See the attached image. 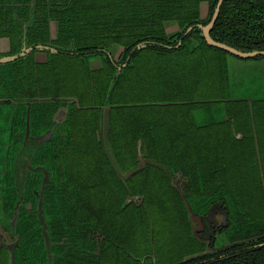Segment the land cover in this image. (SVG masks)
I'll return each instance as SVG.
<instances>
[{
	"label": "trees",
	"instance_id": "1",
	"mask_svg": "<svg viewBox=\"0 0 264 264\" xmlns=\"http://www.w3.org/2000/svg\"><path fill=\"white\" fill-rule=\"evenodd\" d=\"M156 1L161 2L137 0V10L148 13L153 11L157 15L153 22L150 18L147 22L106 25L95 22L89 27L91 32L136 33L122 39L117 38L118 35L108 39H90L93 43L110 44L119 41L129 44L130 48H135L136 58L133 57L132 62L120 69L109 65L102 73V70L92 68L88 60L83 66L84 78L88 77L89 84V99L85 103L90 104L83 109L87 119L83 129L88 134L94 132L83 142L92 145L86 151V158L81 161L86 166L81 198L85 214L98 221L113 237L122 238L120 240L123 243H128L131 235L136 236V254L149 256L145 262L130 256L133 264H264V174L259 161L264 163V98L251 100L231 97L226 50L207 43L201 35L198 38L193 34V37L198 38L195 43L193 37H181L180 32L167 34L163 19L172 16L178 18L179 15L182 25L188 23L191 18L198 17L200 0H166L177 3L185 1V6L167 8L165 13L158 12ZM189 9L192 14H188ZM215 28L219 31L215 35L217 40L243 50L264 49V0H225ZM179 38H183L185 43L176 46ZM182 54H185V63L180 61ZM175 62L178 67L174 66ZM134 72H139V75L146 73L150 86L147 83L146 87L138 89L135 82L127 90H123V84L131 83V79L134 81ZM78 76H82L81 71ZM204 79L210 80L202 88ZM165 81L174 89L173 97L168 96L165 100H145L153 98L139 97L143 90L148 92L153 88L157 89ZM96 82H99L98 86H94ZM209 88L214 90L215 95L206 96L205 92ZM176 90L183 95L177 97ZM137 91H140L138 97ZM120 95L130 96L131 99H119ZM95 96L101 99H96ZM223 98L225 99L222 100ZM153 104H172L170 108L177 110H173L172 114L177 124L171 128L163 125L162 116L159 115L161 110L146 112L149 114L147 117L140 113L139 108ZM191 104L192 107L185 111ZM107 105L110 106V146L121 169L131 171L139 165L135 144L141 135L145 138L144 149L147 155L158 162V165L146 162L143 168L126 180L121 178L110 155L105 151L104 137L99 139L97 135L98 129L104 132V110ZM200 109L202 121L201 117L198 118L201 114L197 115ZM232 117L235 118L236 132L244 134L242 138L234 133ZM217 129L223 132L224 148L219 146L221 137L219 136L218 144V138L213 133ZM96 157L98 160H95ZM168 162L182 166L186 172L201 171L208 178L206 189L211 183L221 181L222 185L232 184L247 212V219L242 217L241 220L249 222V232L229 228L227 236L232 241L247 238L252 240L184 260L186 255L206 248V244L194 236L189 218V208L194 212H203L204 208L188 193L186 195L189 197L186 198L190 207L187 199L180 196L169 179V172L176 168ZM262 171L264 173L263 166ZM135 192L145 193L146 197L141 203L130 201L126 204L127 198ZM238 217L239 214L234 218L237 222L232 225L239 223ZM151 229L152 233H148ZM142 230H146V234ZM174 230L180 233V237L175 236L178 232ZM181 247L183 250L176 253ZM71 256L84 263L68 264H97L94 259ZM152 256L156 257V262ZM65 259L68 260L67 257H60L62 261ZM119 264L128 263L120 260Z\"/></svg>",
	"mask_w": 264,
	"mask_h": 264
},
{
	"label": "flooded vegetation",
	"instance_id": "2",
	"mask_svg": "<svg viewBox=\"0 0 264 264\" xmlns=\"http://www.w3.org/2000/svg\"><path fill=\"white\" fill-rule=\"evenodd\" d=\"M219 1L200 0L198 17L184 25L179 15L163 19L167 34L203 36L211 44L205 28L213 20ZM224 1L210 29L215 40ZM156 4L158 12L165 13L167 8L184 7L185 1L161 0ZM143 12L137 10V0H0V236L4 241L0 245V264L84 263L71 255L94 259L97 264H106L107 258L112 260L111 264H119L120 260L133 264L130 256L142 262L148 258L149 254H136V236L131 235L128 243L113 237L98 221L88 218L81 202L82 182L86 178L83 175L86 166L81 161L92 148L83 142L94 134L83 129L87 122L83 109L90 105L85 103L89 99V84L83 66L88 60L101 73L109 65L120 69L132 62L136 51L119 41L110 44L90 41L117 35L122 39L136 33L91 32L88 25L157 19L153 11ZM188 12L192 14L190 9ZM256 36L260 38L258 33ZM193 38L196 43L198 38ZM183 40L179 38L175 45H182ZM234 47L257 50L258 54L251 58H264L263 48ZM222 49L226 50L229 69V55L237 54ZM180 61L185 63V54ZM98 85L99 82L94 84ZM231 119L234 133L242 138L243 132L235 130V118ZM103 133L102 129L97 130L99 139ZM143 138L141 135L137 139L136 155L158 165L147 155ZM104 148L108 152L105 144ZM259 161L264 174V163ZM168 164L176 168L169 172V179L180 196L184 199L190 196L204 208L203 212L193 211L205 223V228L199 231L203 233L199 234L202 239L210 238L214 244L217 232L229 228L249 232V222L241 220L247 219V212L232 184L222 185L221 181L206 189L208 178L201 171L190 173L182 166ZM145 197V193L135 192L131 202L141 203ZM237 214L240 221L232 225L237 222L234 220ZM10 245L14 249V263ZM61 256L68 260H60Z\"/></svg>",
	"mask_w": 264,
	"mask_h": 264
},
{
	"label": "rangeland",
	"instance_id": "3",
	"mask_svg": "<svg viewBox=\"0 0 264 264\" xmlns=\"http://www.w3.org/2000/svg\"><path fill=\"white\" fill-rule=\"evenodd\" d=\"M116 11H113V14H115ZM93 25L89 24L88 27H91ZM264 59V58H263ZM173 61V58L171 59ZM176 60H178V57H176ZM262 59H255V58H243L240 57L238 55H234V54H230L228 57V64H229V73H230V82H231V92L233 96H237V97H249V96H254V97H264V89L261 88V91H257V87H255L256 85H253L252 82H250V80L252 79V76H261L264 75V67L261 66V61ZM94 64V63H93ZM175 67H178L177 63L175 62ZM145 68L147 69V67L145 66ZM138 74H136L135 72L133 73L132 77L134 79V81L131 79V83H126L122 85V89L123 90H127L128 87L135 84L136 82V86L144 88L146 87V84H149V78L147 77L146 73L144 75H139V72H137ZM90 76L89 75V80H90ZM135 78H137V81H135ZM210 79H204L202 81V88L209 82ZM114 81V80H113ZM168 82L165 81L163 85H160L159 88L157 89H152V91H145L143 90V94H141V96H139L140 91H137V97L139 96L140 98H153V99H145V100H165L167 99L168 96L173 97V88L172 86L167 84ZM257 85H260L259 82ZM150 86V84H149ZM255 87V88H254ZM261 87V86H260ZM201 88V87H200ZM149 89V88H148ZM172 93V95H171ZM176 93H178V95H176L177 97H180V94L183 95L182 92H179L178 90H176ZM206 96H212L215 95V92L213 89H208L206 92ZM127 95V94H126ZM169 97V98H170ZM118 98V97H117ZM119 99H131L130 96H119ZM171 99V98H170ZM176 99V98H173ZM177 99H182V98H177ZM224 100V99H222ZM132 101V100H131ZM172 105V104H170ZM170 105H166V104H161V105H157V104H153L151 106L147 105V106H142V108H139L141 110L140 113H144V117L149 116L148 113L146 112H150V111H157V110H161L159 115L162 116V123H164L163 125H167L168 128H171L172 126L174 127L177 124L176 119H174L173 117V110L177 111L176 109H171ZM204 105V104H202ZM222 105H224V103H222ZM192 107V104L185 109V111H187L188 109H190ZM153 109V110H152ZM171 109V110H170ZM224 111V109H222V112ZM157 114V113H156ZM169 114V116H168ZM201 114V121L202 119V110L200 109L199 111H197V115ZM162 125V124H161ZM164 127V126H163ZM216 134V138L217 139V143L219 144V136L221 137V147L224 148V139L222 138V131H218L217 132H213ZM193 131L191 130V136H193ZM95 160H98L97 157ZM193 221H194V228L195 230L199 233V231L201 232L202 229L205 228V223L202 221L201 217L193 215L192 216ZM153 227V226H152ZM144 232V234H146V230H142ZM152 229L151 231L148 233H152ZM175 232H178L177 230H174ZM174 231H172V234H174ZM143 232H139L141 234H143ZM182 234H185V231L183 232L181 230ZM201 236L203 233H199ZM177 238L178 236L180 237V233H176ZM205 240H209L207 237H203ZM178 242V241H177ZM215 247L219 248V247H223L227 244V239L225 234H223V232H217V238L215 240ZM213 244V245H214ZM183 247H187L185 245H183ZM183 247L178 248L176 253H180L183 250ZM111 259L107 258L106 259V264H111Z\"/></svg>",
	"mask_w": 264,
	"mask_h": 264
},
{
	"label": "water",
	"instance_id": "4",
	"mask_svg": "<svg viewBox=\"0 0 264 264\" xmlns=\"http://www.w3.org/2000/svg\"><path fill=\"white\" fill-rule=\"evenodd\" d=\"M222 2L223 0H220L219 1V4L217 6V10H216V13H215V16L213 18V20L209 23L208 26H206L205 28V34L207 36V40L211 43V44H214L218 47H221V48H225L237 55H239L240 57H243V58H250L251 56L253 55H256L258 54L259 51L255 50V51H242L232 45H229L227 43H224L222 41H218V40H215L214 38L211 37L210 35V29H211V26L214 24V22L216 21L217 17H218V14H219V11H220V8H221V5H222ZM264 52V51H263ZM261 66L264 67V59H262L261 61ZM231 80V78H230ZM250 82L253 83V85H256L255 87L258 86L257 88V91H261V88L264 89V75H261V76H252V79L250 80ZM259 82L260 85H257ZM261 86V87H260ZM230 87H231V82H230ZM254 87V88H255ZM230 93H231V97L232 98H249V99H253V98H264L262 96L260 97H254V96H249V97H237V96H233L232 95V92H231V88H230ZM109 110H110V106L107 105L105 106V110H104V124H103V129H104V133H103V137H104V141H105V144H106V147H107V151H108V154L110 155L113 163H114V166L115 168L117 169L119 175L121 176L122 179L126 180L131 174H133L135 171L143 168L146 164V161L145 159L140 155V163L139 165L134 168L133 170L131 171H123L121 169V166L120 164L118 163L117 159L115 158V155L111 149V146H110V140H109ZM139 145L141 146L142 145V140L139 141ZM141 153V152H140ZM135 198V197H133ZM132 196H130L129 199L126 200V204H128L131 199H133ZM188 206L190 207V204L188 203ZM189 211H190V221H191V224H192V230H193V234L195 237H197L198 239H200V241L204 242L206 244V248L202 251H197L195 253H192V254H188L184 257V260H187V259H190V258H194V257H198V256H201V255H204V254H207V253H212V252H217L219 250H222V249H225L227 247H230V246H233V245H236V244H240L242 242H245V241H250L252 240V238H247V239H240V240H235V241H232L231 239H229V237L227 236V233L226 232H223V234H225L226 236V239H227V244L223 247H219V248H216L215 247V244L213 245L210 241V238H208L209 240H205V239H202L200 236H199V233L195 230L194 228V221H193V218L192 216L195 215L193 213V210H191L189 208ZM200 217V216H199ZM217 236V234H216ZM1 243H4L3 241V238L2 236H0V245ZM10 248L12 249V261L14 263L15 261V257H14V249H13V245H10ZM154 260L156 261V257H154Z\"/></svg>",
	"mask_w": 264,
	"mask_h": 264
}]
</instances>
